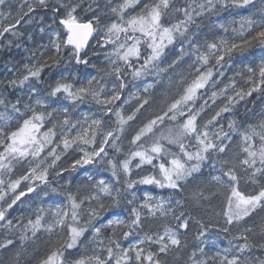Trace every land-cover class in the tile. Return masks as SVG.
<instances>
[{"label":"snow or ice","instance_id":"1","mask_svg":"<svg viewBox=\"0 0 264 264\" xmlns=\"http://www.w3.org/2000/svg\"><path fill=\"white\" fill-rule=\"evenodd\" d=\"M13 49L0 264H264V0H0Z\"/></svg>","mask_w":264,"mask_h":264},{"label":"trees","instance_id":"2","mask_svg":"<svg viewBox=\"0 0 264 264\" xmlns=\"http://www.w3.org/2000/svg\"><path fill=\"white\" fill-rule=\"evenodd\" d=\"M242 14L243 15H247L248 13L245 11V12H242ZM229 19H231V17H229ZM235 19L237 21H239V17H235ZM236 26L237 27L239 26L238 23H237ZM20 30L25 32V38H24V42L25 43L31 44V43H36V42H39L40 41L39 35L36 34V33H33V35L35 36V40L32 41V42H29L27 40V33L29 31H31V29L26 28L24 25H21L20 26ZM44 42H46V39H45ZM250 51L253 54L257 55V56L260 54V49L259 48H254V49H252ZM9 55H13L17 59H19L20 57L25 56L26 54L23 52L22 49H13L10 54L9 53H0V74H3V64H4V61L8 58ZM245 56H248V54L246 53ZM238 59H239V57H238ZM225 71H226V75L227 76H231L232 75V72L231 71H227V70H225ZM170 72H171V70H170ZM185 74H187V64H183L181 66H178L175 69V71L172 73L173 82H174L173 83V86L175 85V82L180 79V76L181 75H185ZM163 89H165L166 91H169L168 84H167V76L165 77L164 86L161 87V88H159V90L157 92V96L158 97L161 96V93H162V90ZM254 97H255V94H254ZM253 98H249V99H253ZM209 103L211 104V101H209ZM220 103H221V101L220 100H217V105L216 106H218ZM260 103L261 102L259 100L256 101L257 108H259ZM216 106H213V107H216ZM237 107H238V109H239L240 112H243L244 111V102L242 101L241 104L238 105ZM248 107H252V105L249 104ZM225 115L227 116L228 114H225ZM148 116H149V112H143L139 116V119L143 120V119H146ZM134 127H135V125H134ZM67 162L70 163V160H68ZM65 175H67V173ZM80 175H81L80 172H77V173H74L73 174V176L75 178H77V179L79 178ZM141 187L142 188H150L151 189V186H141ZM151 190H153V191H160V190H157V189H151ZM32 199H33L32 194L28 198L25 199V205H24L25 208L27 207V204L32 203ZM53 199H55L57 202H59L58 198H56L54 195H53V197L51 199H48V202L51 203ZM21 210H23V209L17 208V210L15 212H13V215H17L18 212L21 211ZM193 235H194V233H193ZM190 239H191V237H190ZM203 239L205 240V243L202 244L201 246L202 247H205V250L206 251H209V250H211V251H217V250L223 249L224 247H227V240L224 239L222 235L218 239L215 229H209V232H208L207 237L206 238H203ZM213 241H215V244L213 243ZM4 255L5 254L0 253V257H4Z\"/></svg>","mask_w":264,"mask_h":264},{"label":"rangeland","instance_id":"3","mask_svg":"<svg viewBox=\"0 0 264 264\" xmlns=\"http://www.w3.org/2000/svg\"><path fill=\"white\" fill-rule=\"evenodd\" d=\"M174 86H175V85H174ZM174 86H173V88H174ZM165 91H166V90H165V89H163V90H162V93H164ZM162 93H161V94H162Z\"/></svg>","mask_w":264,"mask_h":264}]
</instances>
